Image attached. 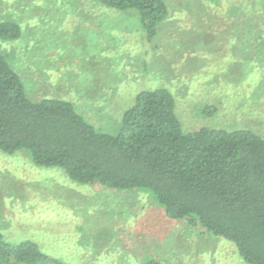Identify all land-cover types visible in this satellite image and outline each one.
Segmentation results:
<instances>
[{
	"label": "rangeland",
	"instance_id": "rangeland-1",
	"mask_svg": "<svg viewBox=\"0 0 264 264\" xmlns=\"http://www.w3.org/2000/svg\"><path fill=\"white\" fill-rule=\"evenodd\" d=\"M164 1L149 40L136 11L97 0H0V21L20 27L0 53L29 99L68 101L103 133H117L139 94L165 89L183 133L264 138V41L240 25L264 34V8L253 11L264 0ZM0 233L57 264H246L232 243L168 219L150 193L75 183L25 150L0 151Z\"/></svg>",
	"mask_w": 264,
	"mask_h": 264
},
{
	"label": "trees",
	"instance_id": "trees-1",
	"mask_svg": "<svg viewBox=\"0 0 264 264\" xmlns=\"http://www.w3.org/2000/svg\"><path fill=\"white\" fill-rule=\"evenodd\" d=\"M97 1L136 11L149 40L168 12L164 0ZM259 5L253 11L264 8ZM251 21L240 25L262 44L263 30ZM19 36L17 23L0 21L1 39ZM19 150L29 152L35 166L60 168L78 184L150 193L168 219L232 243L246 264H264V138L247 129L183 133L165 89L139 94L111 135L68 101L29 99L0 53V151ZM0 264L57 263L34 242L9 243L0 233Z\"/></svg>",
	"mask_w": 264,
	"mask_h": 264
}]
</instances>
